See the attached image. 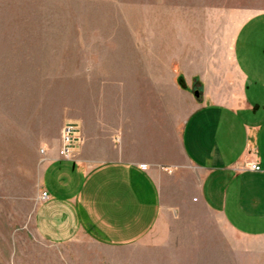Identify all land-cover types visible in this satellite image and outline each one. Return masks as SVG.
<instances>
[{"label": "crops", "instance_id": "1", "mask_svg": "<svg viewBox=\"0 0 264 264\" xmlns=\"http://www.w3.org/2000/svg\"><path fill=\"white\" fill-rule=\"evenodd\" d=\"M140 1L131 50L148 92L84 123L73 158L44 149L26 198L49 193L29 212L54 250L39 263L264 264V0Z\"/></svg>", "mask_w": 264, "mask_h": 264}, {"label": "rangeland", "instance_id": "2", "mask_svg": "<svg viewBox=\"0 0 264 264\" xmlns=\"http://www.w3.org/2000/svg\"><path fill=\"white\" fill-rule=\"evenodd\" d=\"M140 2L0 0V264L54 256L28 226L39 197L26 198L39 193L44 149L62 142L65 125L84 132L87 123L89 131L93 119L114 115L120 99L135 106V95L146 96L144 82L136 92L131 50Z\"/></svg>", "mask_w": 264, "mask_h": 264}, {"label": "built area", "instance_id": "3", "mask_svg": "<svg viewBox=\"0 0 264 264\" xmlns=\"http://www.w3.org/2000/svg\"><path fill=\"white\" fill-rule=\"evenodd\" d=\"M83 137L81 135L80 129L75 124L65 125L63 129L62 142L60 148V154L66 158H73L77 147L82 144ZM250 167L254 170H262L261 165L258 163H250ZM39 198L41 200H46L49 198L48 191L44 190L40 194Z\"/></svg>", "mask_w": 264, "mask_h": 264}, {"label": "trees", "instance_id": "4", "mask_svg": "<svg viewBox=\"0 0 264 264\" xmlns=\"http://www.w3.org/2000/svg\"><path fill=\"white\" fill-rule=\"evenodd\" d=\"M179 81H180V84H181L183 87H186V83H185V81H184V79H183L182 76L179 77Z\"/></svg>", "mask_w": 264, "mask_h": 264}, {"label": "water", "instance_id": "5", "mask_svg": "<svg viewBox=\"0 0 264 264\" xmlns=\"http://www.w3.org/2000/svg\"><path fill=\"white\" fill-rule=\"evenodd\" d=\"M195 95L198 96L199 95V91L195 90Z\"/></svg>", "mask_w": 264, "mask_h": 264}]
</instances>
